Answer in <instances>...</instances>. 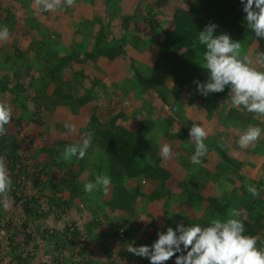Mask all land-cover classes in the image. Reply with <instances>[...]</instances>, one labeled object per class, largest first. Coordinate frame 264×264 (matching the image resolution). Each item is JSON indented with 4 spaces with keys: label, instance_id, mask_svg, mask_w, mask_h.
Segmentation results:
<instances>
[{
    "label": "trees",
    "instance_id": "obj_1",
    "mask_svg": "<svg viewBox=\"0 0 264 264\" xmlns=\"http://www.w3.org/2000/svg\"><path fill=\"white\" fill-rule=\"evenodd\" d=\"M84 7L92 11L89 19H84L81 14ZM112 7L114 11L110 15ZM68 8L62 3L56 11L66 12ZM72 8H76L73 17L74 24L82 25L84 23L86 26L84 33L77 29L75 32L73 31L72 38L75 44L69 51L70 53L63 54L52 47L37 53L28 49L25 51L15 50L12 59L11 55L5 54V59L0 62V98L5 99L8 95L12 98L10 100L12 103L16 102L20 108L25 109L27 108L26 103H31L34 112L39 114L42 110H48L49 117L51 118L50 115L53 114L55 118L53 119L55 125L61 126L62 131L65 132L63 142L71 140L78 143L82 136L83 139L85 138L86 132H93L92 142L97 144L105 155V164L101 166L91 164L86 156L82 160H76V163L73 162L72 167L70 166L74 173L70 172L72 174L68 183L62 179L59 170L55 171L58 184L64 183L65 189L61 195L62 198L56 199L50 196L45 198L42 188L35 184V179L33 181L29 179L35 173L31 171L30 176H25L26 171H29L28 162L31 159V154L26 147L23 150L17 149L14 140L19 130H13L10 125L5 126L7 134L0 137V155H4L6 158L7 171L12 180V186L8 193L10 207L3 210L0 203V221L3 222L0 227L4 225L6 228L8 227V217L3 218L2 215L4 213L7 215L17 208L21 209L26 218V221L20 223L19 229L13 228L15 233L7 238L9 250V253L5 254L8 258L7 264H31V261L35 259L33 255H29L30 253L23 257L22 246L19 247V254L14 253L18 246L17 244L13 245L15 238L22 235L25 242L33 240L32 235L28 232L29 225L32 230L36 231L37 222L44 219L45 222L48 220L51 222L52 229L55 222L65 221L63 220L64 213L75 207L84 211V203L79 197L81 191L77 190L76 179L81 180L80 175L88 176V166L93 167L96 172L100 169L106 170V175L111 179L106 194L102 191L97 192L96 202L100 201L101 206L96 209L102 214V219L107 218L106 213L111 214V217L115 218L116 224L108 223L106 225L98 217L96 210L89 209L84 212L89 220L87 226L81 225L86 230L85 234L89 240H86L84 244L80 241L83 240V235L79 230L81 227L76 226L71 220L69 224L62 223L60 228L56 227L55 230L52 229L53 231L46 229L38 231V239L46 242L49 247L41 253V256L43 254L52 255L48 264H77L79 257L91 254V250L88 249L91 243V247L99 249L101 253L107 252L105 264H138L136 259L139 257L132 253L127 254L125 251L117 250L118 254L112 258L110 253L112 250L108 247L124 245V240L130 235L126 227H131L140 218L145 220L151 228L149 234L151 237L158 232L166 231L168 227L175 230L177 224H183L185 227L197 224L202 227L208 226L210 219H225L229 209L233 208L241 214L238 219L244 223L245 235L255 236L257 247L264 248V204L262 209L250 213L252 205L262 204L261 196L253 200L250 199L251 196L242 198L238 204L234 198L240 193H248L247 186L250 185L247 180L241 179L242 175L238 171L240 170L239 163L229 158L225 152L216 149L222 161L226 165L235 163L236 169L225 167L227 169L210 173V177L206 175V177L199 178L197 171L193 175L188 173L189 168L184 171L181 158L186 154L188 159H185V162L190 161V166L194 165L191 163L190 157L194 154L195 147L191 143H185L189 132L187 127L185 128L184 122L180 128L178 127L180 130L172 128L174 124L178 125L175 118L166 119L165 125L160 123L164 126L160 138L161 144L155 146L150 139H146V133H149L153 128L152 122L146 123L147 117L155 111V108L167 104L165 93L175 90L173 98L180 99L179 92L183 89L181 86L194 75L188 76L186 73L190 69L195 74L202 71L204 50L201 48L203 45L199 44L198 34L204 30L206 25L215 24L217 28L214 33L222 31L230 37L239 40L245 39L248 43L251 38L255 37L247 27L246 13L243 12L241 0H188L183 9L171 12V24L165 23L166 21L161 24L156 17L158 13L151 15L147 12V15L138 18L136 10L131 14L122 7L118 8L115 0H75ZM47 13L49 12H42L34 5L33 0H0V27L7 25L10 36L20 31L19 33L24 36L32 38L35 36L39 40H44V37L48 34L51 35L52 32L40 24L42 19L51 18V15ZM104 28H109V30L104 31ZM257 39L260 45L264 46V38ZM49 41L47 40L46 44H49ZM2 46L4 47V45ZM5 46L8 48V45ZM197 59L201 62L199 63ZM7 60H11L12 65L16 64V61H22L23 64L5 68ZM141 65L144 68L156 70L160 79L152 80L156 83L145 80L142 75L144 68H141ZM108 66H111V69L116 66L119 71L107 78V85L96 80L97 76L95 75L99 70ZM87 71L88 73H86ZM126 72L133 73L135 80L133 86L137 84L138 88L140 87V94L150 93L151 90L152 97L140 99L138 105L146 104L147 107L142 111H137L136 105H123L120 102V97L113 92L107 99L108 103L113 102L109 108L113 115H109L106 122H101L95 112L105 106L106 102L95 99L93 95L100 94L103 89L119 86V82L124 79ZM8 73L15 77L13 81H9ZM170 83H172L171 86ZM140 84L144 87L143 89ZM134 91L133 87L121 88L120 96L123 98L126 94L134 93ZM227 91L226 87L223 92L215 93L214 100L225 97ZM61 113L66 115L65 122H58ZM246 114L247 116L235 117L232 123L238 122L239 125H242L250 121L252 114L247 112ZM37 118L30 119V121L36 124L35 119ZM65 123L74 124L76 131L66 134ZM43 132L40 130L36 135H33L29 141L30 144ZM51 140L47 141L46 145L38 143L39 148H36L39 151L36 152V155L51 163L50 165L59 167L61 160L58 161V157L63 151L60 149L63 142L55 136ZM162 144H168L172 149V157L168 159L167 164L162 162L161 155H157V149ZM44 145L45 147H43ZM179 146L184 154L176 151ZM36 148L34 147V149ZM262 150L264 151V145ZM182 171H184L183 174H180ZM220 176L223 182L233 186L231 191L221 192L218 196H204L201 191L205 188L210 189ZM230 176H234L239 185L234 186L235 182ZM171 178L178 179V181L187 180L186 182L183 180L185 183L180 184L178 186L180 188L176 189L181 190L184 197L174 206L170 205L172 204L171 194L176 190L168 188V181ZM94 179L95 177H91V180L94 181ZM25 180L35 190L33 195L25 193ZM140 181L145 183L140 185ZM240 181L243 182L240 183ZM127 182L130 183L129 187ZM245 182L246 184H244ZM42 199H45L47 204L45 213L38 209ZM232 199L233 202H231ZM167 207H170V210L173 208L175 214L170 213L169 216ZM125 216L129 218V221H124ZM171 216L172 222L168 220V217ZM179 220L182 222L178 223ZM90 226L96 228L94 235L91 234ZM146 242L138 238L134 239L130 243L126 242L124 250H127L130 244L133 247H139L145 246ZM107 249L110 251L109 253ZM88 251L90 252L88 253ZM88 259L84 260V264L99 262H93L90 257ZM174 260L175 257L166 264H175Z\"/></svg>",
    "mask_w": 264,
    "mask_h": 264
},
{
    "label": "rangeland",
    "instance_id": "obj_2",
    "mask_svg": "<svg viewBox=\"0 0 264 264\" xmlns=\"http://www.w3.org/2000/svg\"><path fill=\"white\" fill-rule=\"evenodd\" d=\"M32 1V0H31ZM161 1V0H160ZM159 0H148V6L144 7L141 9V12L139 10H136V17L140 18L141 15H145V12H148L150 10H152L150 12L151 15L156 14L158 12L161 11V16H158L160 18L163 17L162 21H166L165 23H170L171 24V20H170V16H171V12L173 11L175 5L171 4V0H162V2H160ZM130 6V5H129ZM128 6L129 9L132 8L133 5H131L130 7ZM182 6V2L176 4L177 8H181ZM114 9L112 7V9L110 10V15H112ZM144 11V12H143ZM88 15V14H87ZM107 15V16H110ZM159 15V13H158ZM67 18V17H66ZM51 22L50 20L46 21L44 19L41 20L40 24L41 26L47 27L51 32V36L50 38H52L53 40L50 41L49 44H46L44 41L46 39V36L44 37V40H39L35 37H31L30 40H25L24 42L20 41L19 47H29L30 50H32L34 53H37L38 51H42V50H48L53 48H56L57 50H62L63 49V44H60V42L58 41L57 36L55 35V33L53 32L51 25H54V23L56 22V18L51 17ZM64 21H68L71 22V18H68ZM139 21V20H138ZM55 26V25H54ZM86 24L82 23V25L80 24H74V31H83L84 33V28H85ZM73 27V28H74ZM87 29V28H86ZM85 29V30H86ZM43 30V29H42ZM20 32V31H19ZM17 33V32H16ZM82 33V34H83ZM252 33V32H251ZM20 34V33H19ZM45 34V33H43ZM221 34H224V32L222 31H216L214 33V36H219ZM23 35V34H22ZM22 35H18V38H21ZM50 35V34H48ZM55 39H54V38ZM232 41H236V42H241L242 43V49L243 52L242 54H247L249 55L251 58H255V56L258 54V52L263 53L264 50V46L260 45L259 40L256 37H253L250 39V42L248 43L245 39H236L233 37H230ZM29 39V38H28ZM77 39V38H76ZM22 40V38H21ZM78 40V39H77ZM0 48H3L2 45H4L1 41H0ZM201 48H203L204 51H206V49L204 48V46H202ZM18 50V49H17ZM7 51H3L0 50V62L3 61L4 56H6L5 54H8L9 52ZM70 52H65L63 54H68ZM200 56V54L198 55V57ZM197 61L200 63L201 60ZM11 60H7L6 64H5V68L8 67H14V66H19L22 65L23 62L22 61H16V64L12 65V63H10ZM141 68H144L142 65L140 66ZM258 67V66H257ZM6 70V69H5ZM264 70V69H261ZM119 70L116 69V66L113 67V69H111V66H108L106 68H103L101 71L99 70L98 73H96L95 76H97L96 80L104 82L108 85L107 83V78L110 77L111 75H113L114 73H117ZM4 73V72H3ZM88 73V71L86 72ZM9 74V73H8ZM188 74H194L191 78H189L188 82L184 85H182L181 87H183V89L181 90L180 93V99H174L173 98V94L175 92L174 90L173 92L170 91V93H165V96L167 97V101H166V105H162L159 108H155V111H153L152 114L149 115V117H147L146 123H150L152 122L153 124V128L150 130V132L146 133V139H150L153 142V145H159L160 143V138L161 135L163 134L164 131V126L166 124L165 120L168 118H175L176 120V124H174L172 126V128L174 129H178L181 127L182 122H184L183 124H185V128L187 127V131L189 132L191 127L193 126V124H196L197 126H201L204 127L205 131L208 133L206 139L204 140V143L206 144V146L211 145V146H216L219 150L221 148L222 152L231 155L232 153H238V151H240L238 148H236V146H238V138L239 135L238 133L241 132V130H246L245 124L239 125L238 122L236 123H232L233 119L237 116H244L246 114V111L242 110V109H236L233 108L230 104V102L228 101V92L229 89L227 91V95L224 97H221L218 100H214V94H209L207 97H204L203 95H201L198 91H197V85L195 83H193V81H199L200 83H204L206 82L207 78H208V72L205 69H202V71L200 73H194L193 70H189V72L186 73V75ZM142 75L143 78H145V80H147L148 82H152V83H156L154 81H157L158 79H160V77L157 74L156 70H152V69H147L144 68L142 71ZM9 81H13L15 79L14 76L11 75V73L8 75ZM133 78V73L132 72H126L124 75V79L119 82V86H112L109 89H103L101 91L100 94H94L93 96L95 97V99H98L100 101H105L106 104L105 106H103L100 109H97L95 112L96 117L101 121V122H106L109 119V115L112 116L113 112L109 110V108L112 106V103H108V98L110 96V94H112L113 92H115L117 94L118 97H120V102L125 105V106H129V105H136L137 106V111H142L146 106V104H143L142 106H139V102L140 99L142 98H151L152 97V93L150 90V93H141L140 94V87L138 88L137 84L136 86H133L135 80ZM144 80V79H142ZM154 80V81H152ZM172 85V83H170V86ZM141 86V84H140ZM130 87H133L134 93H128L126 94L123 98L120 96V90L121 88L124 89H129ZM100 88V87H98ZM141 88L143 89L144 87L141 86ZM179 89V88H178ZM185 89V90H184ZM160 90H163L162 88H160ZM18 93V92H17ZM139 94V95H138ZM18 95H20V93H18ZM12 98L10 96H6V98L2 99L0 98V102L7 104L10 108H11V113H12V120L10 121V127L14 130H19L18 131V135L16 137V139L14 140V143L17 147V149L19 150H23L25 147L28 148L30 150V154H31V159L28 162V169L29 171H26L27 174L25 176H30V172L33 171L35 173V175L33 177H27L30 180H34L35 179V184H37L39 186V188H42V193L43 196L45 198L47 197H54L56 199H61V195L64 191V186H63V182H60L61 185H59V181L56 180V176H55V171L59 170V174L61 175L62 179H65V182H70V176L72 173H74V171L72 170V163H76V159L73 158L72 162L67 163L61 160V166L56 167V166H52L50 165L51 163L42 160L41 157H39L38 155H36V152L39 151V147H38V143H42L46 145V142L51 140L54 136L55 138H58L61 142L62 139L65 138V132L62 131L61 126H56L55 125V121L53 119H51L48 115V110H42L41 114L34 112V110L32 109V104L30 103H26L27 104V108H20L16 103L14 105V103H12L10 100ZM214 100V101H213ZM141 105V104H140ZM236 111V113H235ZM38 117V118H37ZM144 117V116H143ZM35 119L37 121L36 124H33L30 119ZM61 121L64 120V117L60 118ZM174 120V119H173ZM174 120V122H175ZM58 120V122H61ZM236 121V120H235ZM162 123V124H160ZM247 123V122H246ZM249 126H258L261 127L262 129H264V119L259 118V117H255L253 114L251 115V119L250 121H248ZM151 125V124H150ZM41 126V127H40ZM19 127V129H18ZM179 127V128H178ZM40 130H43V134L40 135L37 139H35L32 144H30L31 142H29L33 137L32 135H36V133H38ZM82 136V134H81ZM52 141V140H51ZM83 141V136L81 138V141L78 143H82ZM151 142V143H152ZM78 143H74L71 140L69 141H65L62 144V147L60 146V149L64 150V148L68 145H72V144H78ZM185 143H191V145L193 144V142L190 141V137L188 135V138L186 140ZM257 144H255V147L264 144V133H262L260 139L256 142ZM161 144V143H160ZM45 145L43 147H45ZM163 145V144H162ZM161 145V146H162ZM195 147V144H193ZM160 146V147H161ZM209 146L210 148L208 149V152L206 154V157H208V159L211 162H208L205 164L201 163L199 165H191L190 166V161L185 162V159H188L187 155L184 154V151L181 149V146H179L176 151L182 152L185 156H183V158H181V160L183 161L182 168L183 170H187L189 168V174L193 175L195 174V170H197V168H200L201 166L204 169V166H208L209 168H213V171H218L220 169H224L225 167L228 168H232L229 165L224 164V161H222V159L220 158L219 154L217 151H215V149L213 147ZM225 146V147H224ZM34 147H38L36 149H34ZM160 147H158V152L157 155H160ZM223 148V149H222ZM250 149V147L248 148ZM251 150H253V148L251 147ZM195 152V150H194ZM178 155V154H177ZM89 161L91 162V164H97V165H104V157L105 155L103 154V152L101 151V149L97 146V144H95L94 142H92L91 147L87 150V153L85 155ZM182 157V156H180ZM103 159V160H102ZM167 160L163 159V163L167 164ZM58 162V161H57ZM252 162H244L242 164V167H250L249 165ZM258 165H261L264 169V158L262 159V161L259 163L257 162ZM256 165V164H255ZM71 166V167H70ZM190 166V167H189ZM196 167V169H193L192 167ZM260 166V167H261ZM40 170V171H39ZM39 171V172H38ZM87 171H88V176L85 175H80L79 178L81 180H77L76 179V184H77V190H80L81 193L79 195V197L82 198L83 203H84V211H80V208L75 207L74 209L70 210L69 212L64 213L63 217L65 221H57L53 224V230L57 228H60V226H62V223H70V220L73 221L75 223L76 226H79V230L82 236L83 240L81 243H86L87 236L85 234L86 230L84 229L83 225L87 226V222L89 220H87V215H85V211L86 210H96V214H98V217L101 218L100 211H98L96 208L99 206H101V202L97 201L96 202V194L97 192H93L92 194H87L84 192V185L87 182L93 181L91 180V177H95L98 174H103L106 175V170H102L100 169V171L96 172V170H94L93 167L88 166L87 167ZM182 171V172H184ZM212 171V172H213ZM259 172H257V175L262 171L261 168L258 170ZM72 172V173H70ZM208 173V172H207ZM215 173V172H213ZM212 173V174H213ZM227 174H229L228 172H226ZM210 174V173H208ZM217 174V172H216ZM254 174H250L251 177H253ZM211 175H208V177H210ZM256 176V174H255ZM22 177V176H21ZM264 177V176H263ZM230 178L235 182V185H238V181L234 176H230ZM22 179V178H21ZM218 180H216L210 189H203L201 191V193L204 196L207 195H214V196H218L220 195L221 192H230L231 187L230 184L225 183L223 181H221L219 179V177L217 178ZM264 179V178H262ZM179 180L175 179V178H171L168 181V188L169 189H174L175 190L180 184L185 183L187 180L185 179ZM243 181H240V183ZM128 183V182H127ZM140 185H142L145 182L140 181L139 182ZM189 183V182H188ZM187 183V184H188ZM246 184V182L244 183ZM130 186V183L127 184V186ZM128 186V187H129ZM24 188H25V193L28 195H33L35 190H33L32 185L29 183H26L25 180V184H24ZM144 188V187H143ZM142 188V189H143ZM65 196V193L63 194ZM249 196H251L248 193H240L239 196L235 195L234 198L236 200V203L238 204V202H240V200L242 198H248ZM184 197L183 193L181 190H176L173 191V193L171 194V206L175 205L176 202H178L179 200H182ZM262 197H264L262 195ZM233 198V197H232ZM261 198V197H260ZM251 200L254 199V197L251 196L250 198ZM262 204H258V205H252V207L250 208L251 212L253 213L254 211L260 209L262 207V205L264 204V198L262 199ZM234 200L232 199L231 202H233ZM232 204V203H231ZM236 204V205H237ZM2 209L3 210H7L3 207V204L1 203ZM15 209V211H11V213H8L7 215L4 213L2 215L3 218L8 217L7 220V228L5 227L6 225L0 227V264H7L8 258L5 256V254L8 252V247H7V238L8 236H10L11 234L15 233L16 229H19L20 227V223L23 221H26V218L24 217V213L21 211V209ZM40 211H42L43 213L46 212L47 210V204H46V200L42 199L40 201L39 204V208ZM167 212L168 215L170 216V213L172 215L175 214V212H173V208L170 210V207H167ZM99 212V213H98ZM2 214V213H1ZM107 214V218L102 219L103 222L107 225L108 223H111L112 225L116 224V220L115 218L111 217V214ZM124 221H129V218H127L126 216L123 218ZM138 219V218H137ZM41 220V219H40ZM37 222V230L35 231L32 230L31 225H29V230L28 232L30 233V235H32V241H26L24 237L19 236L17 238L14 239V243L13 245L17 244V248L15 249L14 253L17 255L20 253V249L19 247H23V252L22 253L23 257L26 256L27 253H30L29 255H33V257H35V259H33L31 261V264H48L49 261L52 259V255L49 254L48 252L47 254L49 255H42L41 253L48 249L49 247L47 246L46 242H43V240L38 239V231H41L42 229H46L48 230H52L51 229V222L48 220V222L43 221L44 219L41 220V222ZM169 221H173L172 216L168 217ZM182 220H179L178 223H181ZM2 221H0V225H2ZM86 223V224H85ZM147 222L145 220H143L142 218H140L138 221H136L135 223L132 224L131 227H126L127 228V232L130 233V235L126 238V240H124V245L118 244V246L116 247H108V249H111L112 251L110 252L108 249V253H111V257L115 258L116 255L118 254L117 250L120 251H125L127 254H129L130 252H128V250H124V246L127 243H130L132 241H134V239H140L141 241H147L146 243H144L145 246H151L157 239H158V235L154 234L151 237H149V234L151 232V228L148 226V224H146ZM6 224V223H4ZM159 224V222H158ZM4 227V228H3ZM9 228V230H7ZM13 228L15 230H13ZM55 228V229H54ZM91 230V234L94 235V233H96V228H92L91 226L89 227ZM52 230V231H53ZM89 241V240H88ZM92 243L89 245L88 249L91 250V254H84V257L82 256V258H78V263L79 264H84V260L88 259V257L92 258L93 262L99 261L97 264H105V257H106V253L107 252H103L101 253L99 251V249L97 248H93L91 247ZM106 250V251H107ZM90 251H88L89 253ZM90 260V259H88ZM147 258H141L139 257L138 259H136V263L138 264H150V262L147 261ZM172 259H170L169 261H167V263H169ZM104 262V263H103ZM77 263V264H78ZM173 263V262H172Z\"/></svg>",
    "mask_w": 264,
    "mask_h": 264
},
{
    "label": "clouds",
    "instance_id": "obj_3",
    "mask_svg": "<svg viewBox=\"0 0 264 264\" xmlns=\"http://www.w3.org/2000/svg\"><path fill=\"white\" fill-rule=\"evenodd\" d=\"M42 12L56 10L63 3L72 7L75 0H33ZM243 12L246 13V24L256 38H264V0H241ZM255 8V10H254ZM215 24L206 25L199 32L198 41L206 51L203 52L202 68L207 70L206 82L193 81L197 91L207 97L212 93H221L227 87L228 101L236 109H242L255 117L264 119V53L258 52L255 58L242 54V43L232 41L228 34L214 36ZM10 38L7 25L0 27V41ZM258 66V67H257ZM12 120L11 108L0 103V137L7 134L6 125ZM66 134L76 131V126L65 123ZM264 129L249 126L242 130L238 139L241 149L254 146L260 139ZM208 133L204 127L193 124L189 131L190 141L195 144V152L190 157L191 163L199 165L208 149L204 140ZM94 133L84 134L82 143L68 145L61 152L58 161L70 163L73 158L82 160L91 147ZM162 159H171L172 149L164 144L160 150ZM111 179L107 175L98 174L94 181L85 183L84 192L108 191ZM12 180L7 171L6 158L0 155V203L7 209L10 207ZM248 193L259 198V190L247 186ZM237 209H229L225 219L212 218L208 226L192 225L185 227L177 224L175 230L168 227L158 232V239L149 246H128V252L141 258H147L150 264H166L175 257V264H264V248L257 247L255 236L245 235L246 229ZM186 253V254H185ZM179 254V255H177Z\"/></svg>",
    "mask_w": 264,
    "mask_h": 264
},
{
    "label": "crops",
    "instance_id": "obj_4",
    "mask_svg": "<svg viewBox=\"0 0 264 264\" xmlns=\"http://www.w3.org/2000/svg\"><path fill=\"white\" fill-rule=\"evenodd\" d=\"M115 1H116V5L118 6V8H121L122 7L127 12H129L131 14L135 10H139L141 12V9L142 8L148 6V4H147L148 3V0H115ZM186 1H188V0H171V4L172 5H175L173 11H176L178 9H183L185 7ZM181 2H182L181 8H177L176 7V4L181 3ZM129 5L130 6L133 5L131 9L128 8ZM78 8H81V7H78ZM75 9L76 8L69 7L66 12L52 10V11H48L49 13H47V14H50L51 17L57 19L56 22L54 23L55 26L54 25H51V28H52L53 32L55 33V35L57 36L58 41L60 42V44H63L64 45L62 50H60V51L58 50L60 53H65V52L71 51V49L73 48V46L75 44L74 43V40L72 38V36H73L72 33L74 34V32H75L74 31L75 27L73 25L74 24L73 17H74V10ZM82 10H83V12L81 14H82L83 18L84 19H89L90 14H92V11H90L86 7L82 8ZM151 11L152 10H150L148 12L150 13ZM158 13H159V15H157L156 17L161 22V24H163V21H162L163 20V17L162 18L158 17V16H161L162 13H161V11L158 12ZM144 14L147 15V12H145ZM39 15H41V14H39ZM145 15H143V16H145ZM40 17H42V16H40ZM141 17H142V15H141ZM68 18H71L72 21L71 22L64 21V20H66ZM47 20L48 21L50 20V23H52L51 22V19H47ZM108 30H109V28H104V31H108ZM18 35H22V34L21 33L19 34V32H18L15 35L12 34L8 40L1 41L4 44V47L3 48H0V50L9 52L8 54L11 55V57H10L11 59L14 58L13 52H15V50H17V49H18L17 51H25L26 49H28L29 51L33 52L32 50H30V48L28 46L27 47H22V48L19 47L20 41L21 42H24L25 40L28 41V40H30L31 36H28L27 37V36L22 35V37H21L22 40H21V38H18L17 37ZM50 36L51 35H47L46 36V39L44 41L45 43H46L47 40H50V41L53 40L52 38H50ZM50 41H49V43H50ZM5 45H8V48ZM5 57L6 56H4V59H5ZM50 116H51V119H55L54 116H53V114L50 115ZM61 117H64V120L63 121H61V119H60ZM65 119H66V115L64 113H61L60 116H59V118H58V120L61 121V122H65ZM244 124H245V127L244 128L247 129L249 123L247 122V123H244ZM244 124H242V126ZM238 135H240V132L238 133ZM263 145L264 144L259 145L257 147H255V145L254 146H250V149H241L239 146H236V148H238L240 150V151H238V153H232L231 155L227 154V156H229V158H231L236 163H239V169L240 170H238V171L242 175V178L241 179L243 181H246L247 180L248 181L247 183H250V185L255 186L259 190V192H260L261 199L264 198V197H262V195L264 196V179H262V178H264L263 177L264 176V169H263V167L261 165H258L257 162L260 163L262 161V159L264 158V151L262 150V146ZM209 146H211V145H208L207 148H210ZM211 147H213L215 149V151H216V149H218L216 146H211ZM251 147L253 148L254 151L251 150ZM220 150H221V148H220ZM248 161L249 162H252L249 165L250 167H248V166L247 167H242V164L244 162H248ZM205 162L208 163V162H211V161L208 159V157L204 156L202 158V160H201V163H204L205 164ZM224 164H226V163L224 162ZM228 165L230 167H232L233 169H236V167H235L236 164L235 163L228 164ZM192 168L195 169L194 166ZM260 168H261L262 171L257 175V172H259L258 170ZM225 169H227V168H224V170ZM196 171H197V173H199V175H197L198 178L199 177H206V175H209L208 173H211L212 174L214 172L213 171V168H209L208 166H204V169L201 166L200 168H198L197 170H195V172ZM180 174H183V172L180 173ZM250 174H254L253 177H251ZM255 174H256V176H255ZM219 179L221 181L223 180L221 176L219 177ZM238 185H239V182H238ZM234 186H237V185H234ZM224 192H225V190H224Z\"/></svg>",
    "mask_w": 264,
    "mask_h": 264
}]
</instances>
